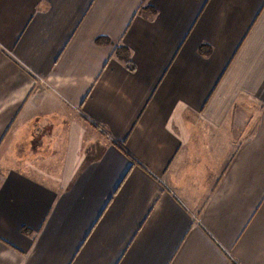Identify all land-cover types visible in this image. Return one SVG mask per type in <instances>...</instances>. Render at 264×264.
I'll return each instance as SVG.
<instances>
[{
	"label": "crops",
	"instance_id": "crops-1",
	"mask_svg": "<svg viewBox=\"0 0 264 264\" xmlns=\"http://www.w3.org/2000/svg\"><path fill=\"white\" fill-rule=\"evenodd\" d=\"M0 264H264V0H0Z\"/></svg>",
	"mask_w": 264,
	"mask_h": 264
},
{
	"label": "trees",
	"instance_id": "trees-1",
	"mask_svg": "<svg viewBox=\"0 0 264 264\" xmlns=\"http://www.w3.org/2000/svg\"><path fill=\"white\" fill-rule=\"evenodd\" d=\"M142 10H144V11H148V12H150L152 15L155 14V10H154V9H151L150 7H142ZM101 41H102V40H100V42H101ZM98 42H99V41H98ZM210 52H211V48H210L209 46H206V45H201V46L199 47V49H198V53H199L200 55H208ZM115 53H116V56H117L118 60L122 61L130 71H133V70H134V68H133V66H132V64H131V62H130V60H129V58H128L129 52H128V49H127V48H124V47H122V48H117L116 51H115ZM99 127H100V126H99ZM100 128H101V127H100ZM101 129H102V130H101V131H102V132H101L102 134H104V135H108L107 132H105V130H104L103 128H101ZM111 141H112V143H114V145H116V147H117L120 151H122V153H124L126 156L130 157V155H129L128 152L125 150V148L123 147L122 144L116 142V141L113 140V139H112ZM130 158H131V157H130Z\"/></svg>",
	"mask_w": 264,
	"mask_h": 264
}]
</instances>
